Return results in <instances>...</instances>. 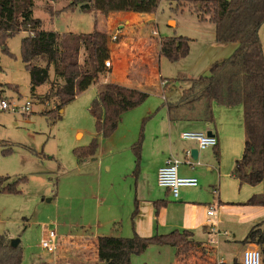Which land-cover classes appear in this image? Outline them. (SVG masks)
I'll return each mask as SVG.
<instances>
[{
	"label": "rangeland",
	"instance_id": "obj_1",
	"mask_svg": "<svg viewBox=\"0 0 264 264\" xmlns=\"http://www.w3.org/2000/svg\"><path fill=\"white\" fill-rule=\"evenodd\" d=\"M36 2L38 6L34 10L35 17L43 20L46 30L90 33L95 29L93 13L86 14L81 10L74 14L64 12L51 21V16L45 12V6L52 4V0ZM54 3L58 10L69 1L59 0ZM182 5H185L184 10L176 8L175 0H161L156 12L150 16L144 15L148 21L143 23L137 37L146 40L147 46H150L159 43L158 40L166 36H187L192 39L189 54L178 61H171L162 55L158 60V73L152 76V83L150 79L145 80L139 76L136 80L138 86L150 95L143 104L123 114L121 123L110 137L98 135L96 119L90 112L98 85L106 79L105 74L100 75L98 82L53 115L51 111L55 109V101H42L49 84L38 87L35 94L31 91V76L21 55V41L27 36V32L22 31L8 39V50L13 55L4 52L0 46L1 96L18 105L25 104L28 98L34 102L33 112L28 116L0 111V176H10V181L19 177L27 178L20 185V192H0V233L13 240H20L24 249L22 264H34L40 257L48 260L57 258L56 264H73L78 258H81L80 264L83 261L94 264L96 239L82 238L84 241L86 239L88 247L80 254L81 246L72 249L75 246L74 240L81 244L75 235L85 233L90 236L127 237L125 233H130L127 229L132 226L135 211L130 208V203L135 201L134 197L140 196L138 200H144L164 192L158 187V182L146 172L142 175L138 192L133 145L138 142L142 131L149 144L157 133H169L164 99H176L182 89L190 86L187 79L209 74L213 64L227 60L238 47L236 43L216 41L215 25L208 20H201L195 12L201 5ZM153 30L157 32L156 36L152 34ZM113 35L109 34V43L113 42ZM260 38L264 48V24L260 29ZM162 78L169 80L164 81ZM164 82L168 83L165 91ZM7 84L18 86V91L5 87ZM151 85H155L154 88ZM146 118L148 119L143 125ZM171 134L176 145H181V130L173 127ZM95 139L99 143L96 154L80 161L75 151L87 148ZM164 143H168L167 136ZM243 152L244 140L237 149L239 156L231 162L228 160L225 165L228 168L232 166L236 159L242 157ZM186 169V166L181 165L180 172L183 173ZM197 171L200 188L183 187L181 193L186 190V195L191 198L214 202L219 196L215 187L212 194L210 185L220 188L219 181L222 180L226 181L222 184L223 196L233 197L232 187L226 178H221L218 166L213 173L205 166H198ZM246 186L263 189L262 184ZM212 205L217 213L220 212L218 204ZM212 205L210 206L213 207ZM213 218L215 222L218 219L217 216ZM116 220H119L120 225H116ZM252 226L218 223L208 238L206 235L199 236L200 239L207 240L209 246L213 245L216 251L214 249L205 258L191 255L188 263L220 264V259L228 264H234L236 259L241 263L244 248H259L256 244L242 243ZM49 231H56L59 236V246L53 253L44 250L41 245ZM176 262L175 248L166 245H152L132 259V264Z\"/></svg>",
	"mask_w": 264,
	"mask_h": 264
},
{
	"label": "trees",
	"instance_id": "obj_2",
	"mask_svg": "<svg viewBox=\"0 0 264 264\" xmlns=\"http://www.w3.org/2000/svg\"><path fill=\"white\" fill-rule=\"evenodd\" d=\"M68 1L63 10L80 6L84 12L109 16L124 11L152 14L157 11L161 0ZM175 2L176 8L181 10L185 9L183 3L201 5L195 12L201 20H208L215 25L216 41L236 43L238 47L227 60L213 64L209 74L187 79L190 86L182 89L176 99L166 103L171 120L196 117L212 121L214 103L241 105L244 109V152L236 160L232 176L241 184L264 186V48L260 38V29L264 24V0ZM37 6L36 0H0V46L4 52L11 54L7 46L8 39L22 31L27 32V36L21 41V55L31 76V91L35 94L38 87L48 83L49 88L42 101H55V109L51 111L55 115L98 82L100 75L107 71L106 62L111 60L109 35L97 28L90 33L46 30L43 20L35 17L34 10ZM45 8L46 12L54 15L53 4L50 3ZM191 41L187 36L163 37L159 41L160 55L171 61H178L189 54ZM167 86L168 83L165 82L164 91ZM5 87L18 91L16 85L7 84ZM1 94L0 91V98H3ZM149 95L139 88H129L118 83L99 84L90 107V112L96 119L98 135L112 136L122 121L123 114L143 104ZM147 119H144L143 125ZM142 142L143 131L138 142L133 145L137 169ZM98 146V140L95 139L90 146L77 149L75 153L80 161L87 160L96 154ZM216 154L220 156L218 151ZM26 180V177H19L10 181V176H0V192L18 193L20 185ZM159 202L157 201V206ZM244 205L264 207V191L252 195ZM137 213L138 209L135 210L133 219ZM242 243L259 246L264 260V220L252 226ZM152 245L175 248L177 262L173 264H189V256L200 255L205 258L215 249L208 243L195 239L194 232L188 229L153 236H141L137 233L131 237L99 236L95 241L97 258L94 264H132L134 255L144 253ZM23 259L24 249L21 243L15 245L13 239L0 233V264H22ZM36 264L53 263L40 261ZM82 264L86 262L83 261ZM234 264L241 263L236 259Z\"/></svg>",
	"mask_w": 264,
	"mask_h": 264
},
{
	"label": "crops",
	"instance_id": "obj_3",
	"mask_svg": "<svg viewBox=\"0 0 264 264\" xmlns=\"http://www.w3.org/2000/svg\"><path fill=\"white\" fill-rule=\"evenodd\" d=\"M52 4L55 11L54 15L45 11L49 16H51V21H53L54 17H59L61 13L65 12L74 14L77 10H81L80 6L63 10V7H65L68 3L65 6H62L61 9L57 10L53 1ZM81 12L84 11L81 10ZM84 13H93L95 16L94 26L98 30L106 32L108 35L117 34L120 36L119 42L118 39L117 41L112 40L113 42L109 43L112 66L104 73L106 75V79L102 83H118L129 88H139L145 91L141 88V86H138L136 80L139 76H142L145 80H147V78L150 79V83H152V76L158 73V60L162 56L160 55L159 43L147 46L146 40H141L137 37L143 27V23L148 21L144 16L145 14L131 11L115 12L109 16L95 12ZM148 15L150 16L151 14ZM155 85L151 86L153 87ZM164 100L167 103V98ZM166 103L165 107L167 109L169 119V133H157L154 137H152L150 144L146 142V138L143 133L140 163L137 169V162L135 159L134 169V174L139 182L138 192L140 190V180L143 173L146 172L149 176H152L155 181H157L159 168L164 164L165 160L169 156L173 155L184 160H181L182 163L180 164V167L181 165L187 167L186 170H183V173L180 172L179 167V173L181 176L198 178V166H205L211 173H213L214 170H217L218 166V172L221 174V178L222 176L226 178L232 187L234 195L229 198L223 196L222 184H225L226 181L224 182L222 180H220L221 182L219 181L220 188H216L215 185H210V191L212 194L213 187H215V191L217 190L216 192L219 196L218 200L215 198L214 202L211 200L206 202L200 199L191 198L186 195V190H183V193L180 191L179 197L175 198L170 190L160 187L157 183L158 187L163 189L164 192H161L156 196L147 197L144 200H138L140 196H135L134 203H130V208H134V210L138 209V213L134 219L132 218L133 222L132 226H130L131 228H129V230L127 229V232L130 233H125V236L131 237L134 233L141 236H153L156 234H166L173 230L188 229L194 232L195 239L208 243L207 240L200 239L199 236L206 235L208 238L209 234L212 233V227L208 224L209 218L213 220L216 226L218 223L221 224L227 222L233 226L243 224L248 227L264 220L263 206L244 205V203L252 195L262 193L264 191V186L263 189L259 187L255 189L250 188V186H246L249 184H241L237 178L233 177L232 170L236 161L229 168L226 166L228 160L231 162L236 156H239L237 155V149L243 140L245 144L243 107L241 105L226 106L214 103V119L212 121L197 119L196 117L187 120L172 121ZM180 122L186 124H179ZM173 127H178L181 130V135L184 131H211L213 135L218 138V145L216 147L200 149L196 141L186 140L181 136L183 142L181 145L179 144L177 146V142L172 139L171 131L173 130ZM166 136L168 139L167 144L164 143V138H166ZM148 148L149 153L146 151ZM194 148L198 149L197 159H194L190 154L191 150ZM235 150L236 153H234ZM217 151L220 154L219 157L216 154ZM213 154L214 164L216 166L213 165ZM223 169L224 171L222 172ZM191 188H200V183L198 187ZM157 201H160L158 206L156 204ZM213 203L218 204L220 212H216L217 215L215 213L214 216H209L208 210L210 209L209 207H211L210 205ZM226 211H228V214H225ZM215 216L218 218L216 222L213 218ZM118 221L119 220L115 221L116 225H120V222ZM124 227L125 225L122 229H124ZM75 236L80 239L81 244L79 245V241L75 242L74 240L73 245L75 246L72 247V249H77L81 246L82 250H79L80 254H83V249L88 247V244L85 243L86 239L84 241L82 238L91 237L96 239L99 237V235L90 236L85 233ZM69 240H66V242H70ZM211 246L213 247V245ZM245 249L246 248H244V250ZM94 258H97L96 249ZM56 260L57 258L55 260H48L44 257H40L34 262V264L40 261L56 264ZM79 261L81 262V258H78L75 263L80 264ZM219 261L227 263V261H223L222 259Z\"/></svg>",
	"mask_w": 264,
	"mask_h": 264
},
{
	"label": "built area",
	"instance_id": "obj_4",
	"mask_svg": "<svg viewBox=\"0 0 264 264\" xmlns=\"http://www.w3.org/2000/svg\"><path fill=\"white\" fill-rule=\"evenodd\" d=\"M152 34L156 36L157 32L153 30ZM118 39L119 35L115 34L112 36L113 41H117ZM111 66L112 61L108 60L106 62V67L110 68ZM33 103V100L30 98H28L23 105L15 104L7 98H0V111L18 112L28 116L33 112ZM181 136L183 139L196 141L200 149L216 147L218 145V138L215 135H209L207 132L203 131H184ZM181 163L182 161L179 158L172 155L165 160L164 164L158 170V185L170 190L175 198L179 197L180 191L183 187L199 186V180L197 177L180 175L179 167ZM215 213L214 206L210 207L208 215L214 216ZM208 224L212 227V230H214L216 224L211 218L208 219ZM58 239L59 236L56 231H49L42 240V248L50 253L55 252L59 246ZM262 258L263 255L259 248L246 249L243 252L241 264H262ZM221 263L222 262L220 261V264Z\"/></svg>",
	"mask_w": 264,
	"mask_h": 264
},
{
	"label": "water",
	"instance_id": "obj_5",
	"mask_svg": "<svg viewBox=\"0 0 264 264\" xmlns=\"http://www.w3.org/2000/svg\"><path fill=\"white\" fill-rule=\"evenodd\" d=\"M209 135H213V133L210 131V132H207ZM191 156L194 158V159H197V154H198V149H196V148H194V149H192L191 150ZM19 243H21L20 242V240L19 239H14L13 240V244H15V245H17V244H19Z\"/></svg>",
	"mask_w": 264,
	"mask_h": 264
}]
</instances>
